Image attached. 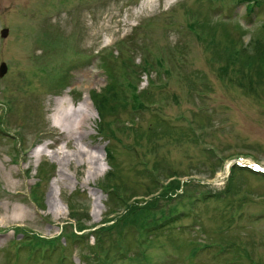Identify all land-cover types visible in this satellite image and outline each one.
Returning a JSON list of instances; mask_svg holds the SVG:
<instances>
[{"label": "rangeland", "instance_id": "rangeland-1", "mask_svg": "<svg viewBox=\"0 0 264 264\" xmlns=\"http://www.w3.org/2000/svg\"><path fill=\"white\" fill-rule=\"evenodd\" d=\"M3 27L10 32L0 35V63L9 66L0 78V126L8 129L0 132V264H26V251L15 258L16 227L52 237L74 223L68 200L90 206L89 223L115 217L118 204L101 184L110 143L129 196L150 199L157 192L148 191L165 188L175 173L173 198L156 208L185 213L179 229L167 226L140 246L137 230L127 236L134 246L126 258L115 249V264H264V176L223 170L231 157L264 164V73L246 55L264 51V0H0ZM108 51L117 116L99 115L89 97L108 83L105 59L93 57ZM78 63L59 87L58 74ZM134 83L138 92L151 87L160 106L134 102ZM10 101L15 110L5 113ZM137 115L134 129L162 117L164 130L132 148L134 129L125 126ZM100 120L110 128L120 120L119 141L102 135ZM36 149L43 154L32 155ZM145 155L155 178L141 165ZM42 160L57 167L48 185L51 167L36 171ZM136 248L142 252L133 256ZM70 253L65 264H83L77 246ZM56 256L42 264H57Z\"/></svg>", "mask_w": 264, "mask_h": 264}, {"label": "trees", "instance_id": "trees-1", "mask_svg": "<svg viewBox=\"0 0 264 264\" xmlns=\"http://www.w3.org/2000/svg\"><path fill=\"white\" fill-rule=\"evenodd\" d=\"M257 3H258V1H257ZM253 7H255V6L249 2V8L253 10ZM263 47H264V45H263ZM257 50H258V52H257L258 54L247 53L246 55H249V59H253V61L249 62L248 66H252L255 63L256 71L259 75H261V73L262 74L264 73V51H262L261 49H257ZM109 77H111V76H109ZM112 79H113V81H112V83L109 84L107 91L105 93H102L100 95L97 93L93 94L94 98L97 97L95 102H96L97 108H98L100 114H102V116H105L104 113L106 111H109L110 113L114 112L115 116L118 115V111H119V104H118L119 88L117 89V83H116L115 77L113 75H112ZM142 97H145L147 100H151V98L148 94H146L144 92L142 94H137L136 88H134V97H132V100L134 102H138L142 107H144L145 102L142 100ZM121 99L126 102V100L128 98H125V97L122 98L121 97ZM153 125H154V127L150 130L158 131L156 129L157 124H153ZM100 130L104 135H109V134H111V136L114 135L113 129L110 128V126H109V121L104 120L100 125ZM141 130H142L141 134H144V130L142 128H141ZM107 150H108V162L112 166V170L110 172H108V177H114V176H116V172L118 171V164L116 163V156L114 154L115 150L113 147H108ZM121 187H122L121 184L116 185L117 190ZM171 188H173V187H171ZM115 195H117V194L115 193ZM166 195H167V192H163L159 197L154 198L153 201H151L147 205V212L149 214L146 216L145 215L142 216V213H141L142 211L139 212L140 210H145L146 208L137 209V212L140 216V221H141V223L139 225V228L141 231H143L145 233L153 232L154 230H157L159 228L164 227L165 224L166 225H174L176 222L180 221L182 219V217L185 215V213L180 212L177 208L175 210L173 208H171L167 212H163V211L156 208V207H158V208L162 207L160 205L159 199L166 197ZM73 204L74 203L69 201V205H73ZM73 217L76 220V226L79 229V231L84 230L83 229L84 226L81 223L84 220V216L81 215L80 213L74 212ZM114 229H115V225L110 226V227L99 228V229L92 232V234L96 237L98 245L100 247H103V248L105 247V245L108 243V235H111ZM115 232H116L115 234H117V236L119 237L120 230L115 229ZM64 235H66L67 242L69 243L70 247L75 246V245H77L79 247L82 260L90 261L91 260L90 255L92 253L96 254L97 251H95V246L88 245L90 234L80 235V234L76 233L73 225H69V228H67V231H65ZM46 244L52 245L54 243H53V241H40L39 239H36L34 235L29 236L27 238V241L23 242V245L27 246L31 255L51 254L52 252H55L57 250V248L59 247V245H57L53 249H46V248H43L41 246V245H46ZM85 245H87V247H89L92 250L86 249ZM64 247H65V250L68 249L66 246H64Z\"/></svg>", "mask_w": 264, "mask_h": 264}, {"label": "bare ground", "instance_id": "bare-ground-1", "mask_svg": "<svg viewBox=\"0 0 264 264\" xmlns=\"http://www.w3.org/2000/svg\"><path fill=\"white\" fill-rule=\"evenodd\" d=\"M88 99H89V97H88ZM89 100H90V99H89ZM62 104H63V101H62V100H60V101L57 102V104H56V108H55L57 114H61V115L63 114V113H62V110H60V108H59ZM42 153H43L42 150H39V151L34 150V151L31 152L32 155H35V154H42Z\"/></svg>", "mask_w": 264, "mask_h": 264}, {"label": "water", "instance_id": "water-1", "mask_svg": "<svg viewBox=\"0 0 264 264\" xmlns=\"http://www.w3.org/2000/svg\"><path fill=\"white\" fill-rule=\"evenodd\" d=\"M7 33H8V30L6 29L4 30L3 35L5 36L7 35ZM6 72H7V66L3 64L1 68V76H3Z\"/></svg>", "mask_w": 264, "mask_h": 264}]
</instances>
